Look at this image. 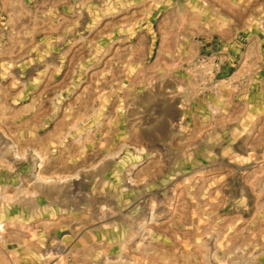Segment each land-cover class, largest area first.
<instances>
[{"label":"rangeland","instance_id":"1","mask_svg":"<svg viewBox=\"0 0 264 264\" xmlns=\"http://www.w3.org/2000/svg\"><path fill=\"white\" fill-rule=\"evenodd\" d=\"M0 264H264V0H0Z\"/></svg>","mask_w":264,"mask_h":264}]
</instances>
